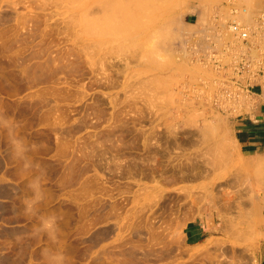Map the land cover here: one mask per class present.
<instances>
[{
    "label": "rangeland",
    "instance_id": "rangeland-1",
    "mask_svg": "<svg viewBox=\"0 0 264 264\" xmlns=\"http://www.w3.org/2000/svg\"><path fill=\"white\" fill-rule=\"evenodd\" d=\"M257 87L264 0H0V113L60 225L55 243L34 234L38 170L0 128V264H45L46 249L68 264H258L264 156L237 135ZM194 220L212 235L189 246Z\"/></svg>",
    "mask_w": 264,
    "mask_h": 264
},
{
    "label": "clouds",
    "instance_id": "clouds-1",
    "mask_svg": "<svg viewBox=\"0 0 264 264\" xmlns=\"http://www.w3.org/2000/svg\"><path fill=\"white\" fill-rule=\"evenodd\" d=\"M0 128L8 134L11 154L14 159L21 163L22 170L25 172H31L33 169L38 170L29 181L28 188L31 195L26 197L23 201V214L26 216H35L39 220V224L35 229V235L42 234L46 236L49 241L55 243L59 238L60 225L54 214L46 216L40 215L41 205H43L44 201L47 199L48 194L43 184L45 173L30 157L32 145L22 136L16 134L15 122L4 113H0ZM257 155H259V153H257ZM42 255L45 264H68L67 254L59 249H46Z\"/></svg>",
    "mask_w": 264,
    "mask_h": 264
},
{
    "label": "crops",
    "instance_id": "crops-1",
    "mask_svg": "<svg viewBox=\"0 0 264 264\" xmlns=\"http://www.w3.org/2000/svg\"><path fill=\"white\" fill-rule=\"evenodd\" d=\"M264 92L260 94L259 87L253 91L254 95L259 96L260 105L252 115L247 116L243 128H239L237 135L242 142L244 151L251 155L264 156ZM258 146V147H257ZM212 235V229L200 220L190 221L183 229L185 242L189 246H195L202 243ZM258 264H264V242L258 253Z\"/></svg>",
    "mask_w": 264,
    "mask_h": 264
},
{
    "label": "built area",
    "instance_id": "built-area-1",
    "mask_svg": "<svg viewBox=\"0 0 264 264\" xmlns=\"http://www.w3.org/2000/svg\"><path fill=\"white\" fill-rule=\"evenodd\" d=\"M230 28L232 29L231 31L234 33V34H237L239 35L241 38H244L246 39L248 37V31L246 28L240 26L239 24L237 23H234L230 26Z\"/></svg>",
    "mask_w": 264,
    "mask_h": 264
},
{
    "label": "bare ground",
    "instance_id": "bare-ground-1",
    "mask_svg": "<svg viewBox=\"0 0 264 264\" xmlns=\"http://www.w3.org/2000/svg\"><path fill=\"white\" fill-rule=\"evenodd\" d=\"M138 1H139V0H138ZM101 2H102V1H101ZM107 3H108V2H107ZM139 3H140V2H139ZM149 3H150V2H149ZM108 4H109V3H108ZM121 4H122V3H121ZM124 4H125V3H124ZM140 4H141V3H140ZM119 7H121V6H119ZM110 8H111V7H110ZM123 8H124V7H123ZM127 8H128V7H127ZM138 8H139V7H138ZM146 8H147V7H146ZM148 8H149V7H148ZM118 9H119V8H118ZM125 10H126V9H125ZM132 10H134V9H132ZM144 10H145V9H144ZM115 11H116V10H115ZM117 11H119V10H117ZM122 11H123V10H122ZM122 11H121V12H122ZM136 11H137V10H136ZM123 12H124V11H123ZM132 12H133V11H132ZM146 12H147V11H146ZM119 13H120V12H119ZM124 13H125V12H124ZM133 13H134V12H133ZM133 13L130 12L129 14H133ZM125 16H126V15H125ZM128 16H129V15H128ZM128 16H127V17H128ZM131 16H132V15H131ZM137 16H138V15H137ZM137 16H136V17H137ZM158 16H159V15H158ZM130 19H131V18H130ZM114 20H115V19H114ZM143 20H144V18H143ZM152 20H153V19H152ZM118 21H119V20H118ZM154 21H155V20H154ZM156 21H157V20H156ZM130 22H131V20H130ZM141 22H142V21H141ZM174 22H175V21H174ZM115 23H116V22H115ZM118 23H119V22H118ZM124 23H125V22H124ZM139 23H140V22H139ZM142 23H146V22H142ZM109 24H110V23H109ZM111 24H112V23H111ZM135 24H136V23H135ZM177 24H178V23H177ZM177 24H176V25H177ZM122 25H123V24H122ZM129 26H130V25H129ZM136 26H138V25H136ZM141 26H142V24H141ZM178 26H179V25H178ZM171 27H172V26H171ZM109 28H111V27H109ZM116 28H117V27H116ZM166 28H167V27H166ZM107 29H108V28H107ZM122 29H124V27H123ZM180 29H181V28H180ZM100 30H101V28H100ZM109 30H110V29H109ZM129 30H130V29H129ZM132 30H133V29H132ZM231 30H232V29H231ZM167 31H168V30H167ZM177 31H178V30H177ZM188 31H189V30H188ZM110 32H111V31H110ZM116 32H117V31H116ZM118 32H119V29H118ZM118 32H117V33H118ZM168 32H169V31H168ZM117 33H116V34H117ZM121 33H122V32H121ZM127 33H128V32H127ZM230 33H231V32H230ZM105 35H106V34H105ZM114 35H115V34H114ZM172 35H173V34H172ZM160 36H161V35H160ZM165 39H166V38H165ZM240 41H241V40H240ZM130 44H131V43H130ZM169 51H170V50H169ZM178 54H179V53H178ZM184 58H185V57H184ZM181 64H182V63H181ZM164 66H165V65H164ZM254 163H255V162H254ZM258 165H259V166H260V165H263V161L261 160V162L258 163ZM259 166H258V167H259ZM260 167H261V166H260ZM164 168H165V167H164ZM256 176H257V175H256ZM244 190H245V189H244ZM255 208H256V207H255ZM245 210H246V209H245ZM253 210H254V209H253ZM255 210H256V209H255ZM246 212H247V211H246ZM251 214H252V213H251Z\"/></svg>",
    "mask_w": 264,
    "mask_h": 264
}]
</instances>
